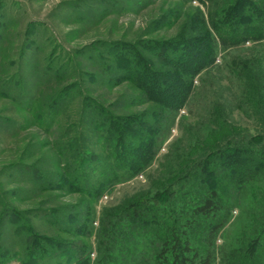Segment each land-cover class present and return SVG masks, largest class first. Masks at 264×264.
Instances as JSON below:
<instances>
[{
	"label": "rangeland",
	"instance_id": "374dc122",
	"mask_svg": "<svg viewBox=\"0 0 264 264\" xmlns=\"http://www.w3.org/2000/svg\"><path fill=\"white\" fill-rule=\"evenodd\" d=\"M224 1L0 0V264H25L33 233L42 237L41 246L49 249L35 264H102L110 258L116 264H149L159 244L138 242L145 253L133 257L122 242L111 244L106 232L101 235L100 226L115 218L123 221L132 202H143L178 186L173 181L178 174L191 170L225 138L264 133V103L254 106L251 98L246 99L241 78L230 70L235 61L252 71L264 68V42H247L226 50L219 45L213 66L194 77L183 107L161 114L159 105L131 81L110 83L97 57L102 46L112 43L137 45L169 39L193 16L206 19L207 13ZM71 84L56 114L47 113L54 96ZM86 97L116 116L143 115L151 121L156 111L160 118L156 152L148 166L119 179L97 197L55 180L58 173H68L62 166L77 150L67 144L84 145L97 153L101 162L108 158L105 142L87 120ZM40 115L46 120L43 124ZM89 174L94 178L98 171ZM185 174L180 180L188 178ZM169 196V201L178 203L168 205L166 201L164 205L178 208L180 199ZM231 202L230 215L212 240L211 264H227L231 250L264 222V177L233 192ZM171 218L169 221L174 220ZM188 231L192 232L186 228ZM193 236L192 243L198 244ZM43 238L54 239L60 246L52 247ZM65 245L72 250L62 249ZM78 246L85 263L76 260Z\"/></svg>",
	"mask_w": 264,
	"mask_h": 264
},
{
	"label": "trees",
	"instance_id": "16d2710c",
	"mask_svg": "<svg viewBox=\"0 0 264 264\" xmlns=\"http://www.w3.org/2000/svg\"><path fill=\"white\" fill-rule=\"evenodd\" d=\"M199 1L213 4L219 0ZM184 26L169 39L102 46L97 57L108 74V81L113 84L131 81L147 99L159 105V114L181 109L191 92L194 77L213 66L219 45L226 50L247 42H264V0H225L208 12L206 19L193 16ZM26 46H31L30 41ZM156 63L168 68L161 69ZM230 70L241 78L246 99L251 98L254 106L261 101L264 103V68L252 71L235 61ZM72 85L59 90L47 113L56 114ZM84 107L89 109L88 122L106 144L108 158L101 162L100 156L84 145L79 148L77 144H67L68 148L74 146L77 150L71 154L72 160H66L62 166L64 173H68H58L55 180L75 191L97 197L119 179L133 176L148 166L156 152L160 118L156 111L152 112L151 121L143 115L116 116L95 99L87 97ZM39 122L43 124L46 120L41 116ZM86 168H92V171ZM96 169L98 174L91 178L89 173ZM33 172L38 174L37 170ZM183 172L186 173L181 171L173 180L178 186L172 185L143 202H132L123 221L115 218L105 227L101 225L100 234L106 232L111 244L122 242L126 252L133 257L144 256L138 242H148L152 246L159 244L153 251L155 258L149 264H211L214 260L212 240L230 215L232 193L240 191L249 181L264 177V133L249 138H225L223 144L195 162L188 175L185 174L187 179L180 180ZM47 180L51 182V179ZM169 195L180 199V210L179 207L169 209L168 205L178 203L173 199L169 201ZM166 201L170 204L164 205ZM171 217L174 220L169 221ZM186 228L192 232H186ZM191 235L198 244L192 243ZM41 240L42 237L34 233L28 240L25 264L37 263L43 252L49 251L41 246ZM45 240L52 247L60 246L54 239ZM68 248L71 246L65 245L62 249L68 251ZM237 248L240 250L236 251ZM231 251V259L225 260L227 264H264V222L254 235L246 237L241 246ZM75 253H78L76 260L85 263L84 257L79 255L80 246ZM110 259L102 264L117 263Z\"/></svg>",
	"mask_w": 264,
	"mask_h": 264
}]
</instances>
